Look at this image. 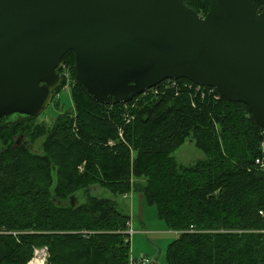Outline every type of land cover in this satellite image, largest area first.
Here are the masks:
<instances>
[{"label": "trees", "instance_id": "1", "mask_svg": "<svg viewBox=\"0 0 264 264\" xmlns=\"http://www.w3.org/2000/svg\"><path fill=\"white\" fill-rule=\"evenodd\" d=\"M183 2L208 11L203 0ZM64 66L74 77L72 111L47 130L36 117L0 123V264H27L41 245L47 264H128L130 215L115 199L72 197L92 186L139 193L156 207L176 232L166 264H264V133L246 104L186 78L128 102H97L77 84L71 50L53 96ZM187 138L205 159H174Z\"/></svg>", "mask_w": 264, "mask_h": 264}, {"label": "water", "instance_id": "2", "mask_svg": "<svg viewBox=\"0 0 264 264\" xmlns=\"http://www.w3.org/2000/svg\"><path fill=\"white\" fill-rule=\"evenodd\" d=\"M204 2L200 16L183 0H0V123L50 104L71 50L97 102L186 78L243 102L264 129V0Z\"/></svg>", "mask_w": 264, "mask_h": 264}, {"label": "rangeland", "instance_id": "3", "mask_svg": "<svg viewBox=\"0 0 264 264\" xmlns=\"http://www.w3.org/2000/svg\"><path fill=\"white\" fill-rule=\"evenodd\" d=\"M65 80L55 92L50 104L42 109L35 117L36 123L44 127V130L52 126L54 119L61 112L72 111L73 104L71 99V83L74 77L70 69L64 66ZM45 135H41L35 140L32 148L41 151V144ZM23 141V137H21ZM171 155L182 165H193L199 159H205L206 156L197 148L194 141L187 138L178 146ZM86 193L99 197L115 199L118 202V208L130 215V258L137 259L142 256L147 257V264H166L165 253L169 242L176 237V232L170 230L165 222L159 218L156 207L139 200V193L129 192L127 197L120 194H113L110 191L98 186H92L89 192L83 189L78 190L72 196L77 203L86 200Z\"/></svg>", "mask_w": 264, "mask_h": 264}, {"label": "built area", "instance_id": "4", "mask_svg": "<svg viewBox=\"0 0 264 264\" xmlns=\"http://www.w3.org/2000/svg\"><path fill=\"white\" fill-rule=\"evenodd\" d=\"M64 74H65V72H64ZM169 80L171 81V82H169L171 85H175V82H176L175 79H169ZM198 86H201V85H197V87ZM149 89H151V88H149ZM149 89H147V90H149ZM144 92H142V93H144ZM263 133H264V130H263ZM262 144L264 146V140H263ZM129 231L130 230H127L126 232H129ZM47 257H48L47 246H45V245L34 246L32 248V256L28 260L27 264H47ZM148 262H149L148 258L142 256V257L137 258V259H131L130 258L128 261V264H147Z\"/></svg>", "mask_w": 264, "mask_h": 264}, {"label": "flooded vegetation", "instance_id": "5", "mask_svg": "<svg viewBox=\"0 0 264 264\" xmlns=\"http://www.w3.org/2000/svg\"><path fill=\"white\" fill-rule=\"evenodd\" d=\"M204 1V0H203ZM256 3H258L259 4V6H260V8H257L256 6V8H257V10L259 11L260 9H261V5H260V3L259 2H257V1H254V5L256 4ZM186 5V4H185ZM187 6V5H186ZM198 14V13H197ZM200 15V14H199ZM201 16V15H200ZM204 16V15H203Z\"/></svg>", "mask_w": 264, "mask_h": 264}, {"label": "crops", "instance_id": "6", "mask_svg": "<svg viewBox=\"0 0 264 264\" xmlns=\"http://www.w3.org/2000/svg\"><path fill=\"white\" fill-rule=\"evenodd\" d=\"M126 197H127V194H126ZM140 198L142 199V196H141V194H139V202H140V206H141V200H140Z\"/></svg>", "mask_w": 264, "mask_h": 264}]
</instances>
